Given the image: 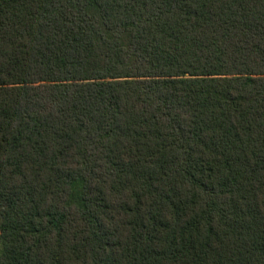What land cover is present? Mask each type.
I'll list each match as a JSON object with an SVG mask.
<instances>
[{"label": "trees", "instance_id": "1", "mask_svg": "<svg viewBox=\"0 0 264 264\" xmlns=\"http://www.w3.org/2000/svg\"><path fill=\"white\" fill-rule=\"evenodd\" d=\"M0 264H264V0H0Z\"/></svg>", "mask_w": 264, "mask_h": 264}]
</instances>
